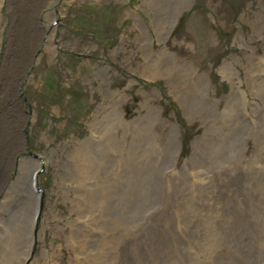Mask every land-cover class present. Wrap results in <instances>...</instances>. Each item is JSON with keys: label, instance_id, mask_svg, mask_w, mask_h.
I'll list each match as a JSON object with an SVG mask.
<instances>
[{"label": "rangeland", "instance_id": "rangeland-1", "mask_svg": "<svg viewBox=\"0 0 264 264\" xmlns=\"http://www.w3.org/2000/svg\"><path fill=\"white\" fill-rule=\"evenodd\" d=\"M0 264H264V0H0Z\"/></svg>", "mask_w": 264, "mask_h": 264}, {"label": "bare ground", "instance_id": "bare-ground-1", "mask_svg": "<svg viewBox=\"0 0 264 264\" xmlns=\"http://www.w3.org/2000/svg\"><path fill=\"white\" fill-rule=\"evenodd\" d=\"M186 7V9L188 8L187 6H185ZM184 7V8H185ZM184 8H182V9H184ZM181 10V9H180ZM176 11L175 12V15L177 16L178 14H180V13H182L181 11ZM165 48V47H164ZM167 50V49H166ZM48 51V50H47ZM50 51V50H49ZM188 65H190L189 63H188ZM204 77V76H203ZM39 164H40V167L37 169V171L33 174V185H34V187L33 188H35L34 190L32 189V187H31V185H32V183L30 182V184H29V187H31L30 189H32L35 193L37 192L39 195H40V193L37 191V176H38V173H39V169L41 168V163H40V161L38 162ZM28 164H30V166L29 167H27V168H29L28 169V171H29V173L27 172V174H29V177H30V180L32 179V170H33V168H35L34 166H35V162H33V161H31L30 163H28ZM23 176H25L24 175V173L22 174ZM35 180H36V182H35ZM35 183V184H34ZM30 189H28L29 190V192H30ZM11 190V189H10ZM21 191V190H20ZM23 192V191H22ZM25 205V204H24ZM28 207H29V205H28ZM39 210H40V207L38 206V209H37V212L34 214V216H33V220H34V224H35V222L38 220V217H39Z\"/></svg>", "mask_w": 264, "mask_h": 264}]
</instances>
